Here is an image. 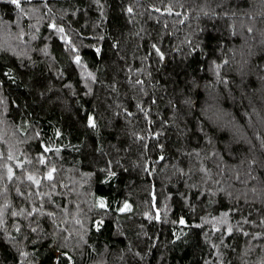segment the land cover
<instances>
[{"label": "trees", "instance_id": "obj_1", "mask_svg": "<svg viewBox=\"0 0 264 264\" xmlns=\"http://www.w3.org/2000/svg\"><path fill=\"white\" fill-rule=\"evenodd\" d=\"M0 264H264V0H0Z\"/></svg>", "mask_w": 264, "mask_h": 264}, {"label": "snow or ice", "instance_id": "obj_2", "mask_svg": "<svg viewBox=\"0 0 264 264\" xmlns=\"http://www.w3.org/2000/svg\"><path fill=\"white\" fill-rule=\"evenodd\" d=\"M10 2L12 4H14L17 8H19L21 6V0H10ZM61 31H63V30L61 29ZM77 60H79V58H77ZM90 123H92L91 120H90ZM93 126H94V124H93ZM48 178L51 179V175H49ZM30 179H31V177H30ZM181 223H183V221H181Z\"/></svg>", "mask_w": 264, "mask_h": 264}]
</instances>
